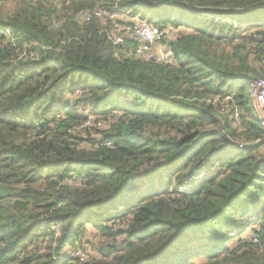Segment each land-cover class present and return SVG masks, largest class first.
I'll return each instance as SVG.
<instances>
[{
	"label": "trees",
	"instance_id": "16d2710c",
	"mask_svg": "<svg viewBox=\"0 0 264 264\" xmlns=\"http://www.w3.org/2000/svg\"><path fill=\"white\" fill-rule=\"evenodd\" d=\"M262 77L264 0H0V264H264Z\"/></svg>",
	"mask_w": 264,
	"mask_h": 264
},
{
	"label": "built area",
	"instance_id": "2783aa9c",
	"mask_svg": "<svg viewBox=\"0 0 264 264\" xmlns=\"http://www.w3.org/2000/svg\"><path fill=\"white\" fill-rule=\"evenodd\" d=\"M54 2H59L60 0H51ZM85 18V21H90L92 18L102 19L103 15L101 11L93 10V11H85L82 12ZM118 18V20H117ZM122 19V18H121ZM117 14H110L108 20L110 22V27L107 31L108 39L111 43L118 48V50L122 51L125 54H133L136 57H140L144 60H153L155 59V53L152 51V44L158 43L163 38V31L153 26L146 20H141L139 18H134L133 24L129 27H125L121 25L122 20ZM131 21V20H130ZM131 37L136 42V46L129 48L127 42L129 41L127 37ZM25 54V53H23ZM23 56V55H22ZM29 57H34L35 55L30 53ZM249 97L252 101V105L254 106L256 112L261 118L262 126L264 128V77L259 78L254 81L252 86L248 91ZM228 99H215L209 100L210 103H218L224 105ZM222 111L226 108V106H222ZM235 125L239 126V117L238 113L235 111L234 113ZM90 121L88 120L81 128L88 127L90 125ZM95 126H101L98 122ZM255 142H262L264 144V129L263 134L260 139ZM109 145V144H107ZM241 148V144H239ZM66 254H68L71 258L79 260V262H85L88 258L87 250H72L67 249ZM56 259V258H54Z\"/></svg>",
	"mask_w": 264,
	"mask_h": 264
},
{
	"label": "rangeland",
	"instance_id": "374dc122",
	"mask_svg": "<svg viewBox=\"0 0 264 264\" xmlns=\"http://www.w3.org/2000/svg\"><path fill=\"white\" fill-rule=\"evenodd\" d=\"M6 1V0H5ZM3 2H4V0H3ZM1 3H2V1H1ZM8 8H9V6H8ZM174 33L175 32H173V34H170V35H168V37L167 38H172L173 37V35H174ZM158 45V48L155 50L156 51V54H157V56L158 57H160V58H163V59H167V57H168V54H167V48L166 47H164L162 44H157ZM154 50V49H153ZM249 229L250 228H248V231H249ZM90 231L93 233L94 231L92 230V229H90ZM98 242L99 243H102L103 241L98 237L97 238V241H96V245L98 244ZM87 252H88V255H91L92 257H94V258H98L99 257V255H98V253H97V251H96V249H95V246H93V248H89L88 250H87Z\"/></svg>",
	"mask_w": 264,
	"mask_h": 264
},
{
	"label": "crops",
	"instance_id": "0c3cea01",
	"mask_svg": "<svg viewBox=\"0 0 264 264\" xmlns=\"http://www.w3.org/2000/svg\"><path fill=\"white\" fill-rule=\"evenodd\" d=\"M123 21V19H121ZM154 46V50H156L158 48V45H153Z\"/></svg>",
	"mask_w": 264,
	"mask_h": 264
}]
</instances>
